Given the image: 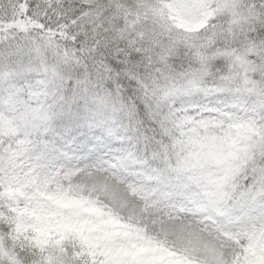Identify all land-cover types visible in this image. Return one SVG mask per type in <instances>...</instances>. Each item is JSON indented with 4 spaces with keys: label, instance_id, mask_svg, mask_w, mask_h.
Returning a JSON list of instances; mask_svg holds the SVG:
<instances>
[{
    "label": "snow or ice",
    "instance_id": "snow-or-ice-1",
    "mask_svg": "<svg viewBox=\"0 0 264 264\" xmlns=\"http://www.w3.org/2000/svg\"><path fill=\"white\" fill-rule=\"evenodd\" d=\"M0 264H264V0H0Z\"/></svg>",
    "mask_w": 264,
    "mask_h": 264
}]
</instances>
